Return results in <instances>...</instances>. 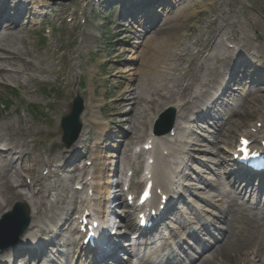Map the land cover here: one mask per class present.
<instances>
[{
    "label": "bare ground",
    "instance_id": "6f19581e",
    "mask_svg": "<svg viewBox=\"0 0 264 264\" xmlns=\"http://www.w3.org/2000/svg\"><path fill=\"white\" fill-rule=\"evenodd\" d=\"M105 1L106 0H98V2L95 0H80L78 3L82 2L91 8H102ZM110 1V6L116 4L113 0ZM129 1H131V5L128 6L127 3ZM129 1H119L120 8H124V10H121L120 12L119 20H121V18H125L127 20L131 19L132 12L130 8L138 5L141 2V0ZM226 1L228 0H225V2ZM229 1L230 7H234L238 4V0ZM153 3L156 8L162 5V0H150L149 4L145 5V8H149V5ZM21 4H24V6L19 8V5ZM47 4V0H19L17 5L13 3L12 5H5L8 13H6L4 9L0 8V78L6 82L17 85L19 89L24 91L25 95L31 96L35 88L47 83L46 81H42V78L38 77L39 75L42 77L46 73H52V76H55L56 74V83H58V87L62 90V93L60 94V101L62 102L56 104L57 109L55 112L60 114L62 113V110L66 109L68 106V100L72 95L69 87L70 83L67 81V76L69 73L67 70L60 68L58 69V65H55L52 68H43L46 60H44L45 58L42 55V52L40 50L37 52L30 51L27 48L28 44L26 42V37L22 35L23 30L28 32L29 37L31 33L42 30L37 29L36 26L42 25L43 23L46 25L45 18L42 20L40 17L43 14V11H46L43 7L47 6ZM60 4L61 3L57 2L55 7L59 6ZM176 4H178V2L173 0L171 3V11L174 10L173 5L175 6ZM198 5L199 4H194L191 6L186 4L183 6V8L180 7L178 13L182 11L180 15L183 14L182 18L187 19L184 29H188L189 21L194 20V15L190 14L189 16L185 17L184 14L191 12V10ZM135 8L141 12L140 7L136 6ZM32 10H34V12H32ZM35 11L38 13L35 14ZM151 11L153 10H149L147 14L149 15ZM216 11L217 8L214 4V8L211 11L214 14L212 17L213 20L209 21V25H207L206 31L203 35L204 39H201L198 42L201 50L190 55L188 62L190 65L185 70L186 72L182 74L183 80L185 82L188 81V89H181L177 94H171V96L166 94L164 96L161 93V90H159L157 86H154L156 91H149L151 95V100H149L148 98H143V96H141L139 93L140 83L139 80L136 79L135 86L129 85L128 87H123L120 90L118 99L114 101L115 103H113V117L115 120L116 118L118 119L116 120V125H126L128 123L127 119L130 118L131 128L129 135H136L137 131H139L137 127L139 118L143 114L142 111L145 110L144 106L139 107V105L148 104V107H152V109H154L156 105L161 107L162 105L173 104L174 106L171 109H174L175 118H178V120L183 118L180 124H174L177 131L175 135L176 140L181 138H188L189 140H192L190 142L191 144L188 143L190 148L205 144L206 150H201L200 154L205 157L212 155L220 159L215 162V166L217 168L215 171L218 176H221L219 171L223 170L221 169V166L225 165V168L231 164L230 159L226 157V153L222 152L218 148L219 142L228 143L232 141L238 133L241 132L243 135H246L250 138L264 135V127L258 129L257 123L255 126L254 124L250 126L257 129L256 134L246 131V127L251 125L253 120H258V122L264 123V112L262 111V107H264V87H260L259 85L258 87L253 88L248 96H246L244 93L240 94L239 91H237V88H232V84H234V82L239 83L241 81H239L237 77L239 71L243 70L241 68L245 65V62H240L242 67L239 68L237 64H234L235 57H231L228 54L226 62L224 58L220 56L221 54H224L223 46L225 42L223 38L220 37L218 38V40L221 39L220 41L215 40L216 36L218 35V31L219 33L221 32V27L217 24L219 19H221L223 23H227V26L230 25L233 29L239 27L238 32H233L230 40L237 44V50H251L252 53L250 54L252 56L250 59L252 60L253 67H247L245 70L251 71L249 80L253 81V79L256 78L258 83L264 81V44H262V46H256L254 41L256 40L264 42V24L261 22H256L255 25L260 29L255 30L252 26V23L246 21L247 24L256 32L255 36L253 37L246 31V29L244 30L240 28L239 17H237L236 14H231L230 18L227 17L224 12H221L222 15L218 16ZM125 12H127V14L123 16V13ZM67 13V9L61 10V8H58L55 11V14L60 16H64ZM46 14L47 13H44L43 15L45 16ZM155 16L156 15L154 14L152 15L153 18L151 17L152 25L156 23L157 17ZM62 17L56 16L57 19L55 20H60ZM164 18V20L162 19V21L156 23L153 27H151V24L148 23V21H146V23L143 21L136 22L137 24H140V28H137L140 33H135L136 36L144 35L148 31V28H150L151 36L148 38L146 37V41L148 40L147 42H150V46H152V48L147 47V50H144L142 56L140 57L141 66L137 75L139 78L144 76V73L148 74L150 77H165L168 73L169 64L177 62L174 61V59H177L178 56L169 48L168 37L163 40L157 39V37L163 34H168L173 30L172 26L170 25L171 23L167 22V16H164ZM229 19H236L237 21L228 23ZM3 21L5 22L3 23ZM1 23L3 24L1 25ZM118 38L122 39L123 37L121 35ZM205 48H209L210 55H205ZM49 49L47 52H50ZM122 51L124 53H122ZM122 51H120L122 56L126 55L125 50ZM231 53L235 55L236 50L233 49ZM63 57L64 55L61 53L60 55L54 53L51 55L50 59H57L58 61L62 62L64 61ZM185 58L186 57L182 55L181 59ZM213 59L218 60V62L222 65V71L217 76L220 78V81L216 82L217 85L214 87V90L208 93L205 99L197 98L191 103L188 98L190 95H192V91L194 90L195 86H201L203 80H206V82L208 81L206 83L207 85L214 81L213 79L209 81L213 77L212 73H214L216 70L215 68H212L210 64L211 60ZM128 63L134 64L135 62L129 61ZM122 75L123 78H128L131 76V73H129V70H127L124 71ZM182 78H178L176 82L178 83ZM131 81L133 82V80ZM3 85L7 84L3 83ZM79 86L80 84L78 87ZM229 98H232V100L236 102V105H234L232 108H227L229 105ZM209 99H212L215 102V105L211 109L206 106ZM3 100L4 99L0 94V103ZM9 100H12V98L9 97ZM5 101L7 102V100ZM220 101V109L215 110L214 107H216ZM130 105H134V108L128 111L126 107ZM200 106H202V108L197 111L196 118L188 115L191 109ZM222 108V112L225 114L220 112ZM207 111L212 113L207 115ZM91 113L93 114L92 110L88 112V116H85L84 113L81 119L83 124L90 120L89 127H91L94 121H96L94 119V114L92 115ZM220 113L223 116L220 117L219 121H217V116H219ZM171 116L173 115H168V117ZM88 117L90 119H88ZM119 118L122 120H119ZM200 118H202L204 122L207 120H214L216 122H214L212 126L204 128V125L202 126L195 121L196 119ZM155 119H157V117ZM20 123V119H18L16 123L10 122L9 116L5 115L0 110V242L8 239L12 235V228L5 221L8 222L10 220V217H7V215L10 214L16 202H22L30 207V212H32V214H30L31 227L26 231L24 236H19L18 245L10 247L6 251L0 253V264H43L48 258L49 260L56 262L55 264H67V262L71 261L70 256L72 251L75 252L79 245L78 240H76L79 229L76 226L74 227L75 222L72 218V214L76 210L72 209V206H76L77 204L82 205L83 202L79 203L81 193L78 192L76 199L74 198V200H72L73 198H70L68 201L67 196L68 194H71L73 190L68 186V183L65 184L66 181L60 182L62 178L60 173L66 171L68 173L72 172L71 175L64 180H67L68 182L74 181L76 179L75 174L79 167H77L76 163V167L73 169L71 168L73 167L72 163L78 159L77 155L80 153L78 149H84L82 145L85 143L86 146H89V144H91L94 139L90 138L91 131L87 133V127L85 124L83 128L84 134L79 139L76 146H74V149H72V154L66 157L61 156L59 153L55 154V152L51 151L45 152V154H47L49 157V159L45 160L41 153L42 150H45V146L42 141L37 138L39 132L25 130L20 126ZM147 124L148 122L144 117L142 126L146 127ZM250 127L247 129H250ZM201 129L206 131L208 134H210L211 130H213L214 133L211 134V137L215 142H207V137L201 138V136L197 135V131ZM97 131L105 133L106 128H98ZM127 136L128 135L124 137V135H122L119 138V141L120 139L121 141L122 139H125L122 141L124 146L121 148V150L117 147L115 148L116 151L120 150L121 165L124 164L128 158H131L129 155V153L132 152L131 147L135 144V141L138 138L142 137V135L135 138ZM48 137L52 138L53 133H49ZM171 141L172 139H170L169 142L171 143ZM52 143L54 144V142ZM98 143L100 144L102 153H105L106 147L103 146L101 141H98ZM147 143L144 145H147ZM210 146L211 148H209ZM89 149L91 150V148ZM195 150L196 149H191L189 152L195 153ZM165 151L166 150L163 149L160 151V154L158 152L157 157L153 158V167L158 161V169L156 170V175L153 179L154 182H148V185L150 184L148 190V198L150 199L149 204L155 205L157 209L156 217H151V219L159 221L162 225L160 227L163 228L164 232L168 231L173 237H175L174 234H186L188 227L191 229L195 226L202 229L208 225V223L214 221L213 219H211V221L206 219L209 214H214V211H205L199 207L200 203L197 201H192V203H189V200L186 199L180 192L184 191L185 193H188L189 198L199 200L205 207L211 206L213 203V200L209 198L211 194V198H213L214 201L216 199L215 203L218 200L221 202L218 207H216V209L220 211V215L216 218H218L219 222H222L220 230H218L220 232L221 238L219 240V245L214 246L215 248L213 249L218 255L217 258L214 260H207V258L203 259L202 261L205 262L204 264H243L249 259L248 256L250 255L260 258V264H264V217L261 216L263 215L264 210L260 209V211L256 210L257 212H252V204L245 205V202L238 200L240 195L225 193L220 188L222 183L219 181V178L215 179V181H210L205 179L198 171L195 172L193 167H188V172H186V167L182 163L165 162L167 160V158H165L167 155ZM94 152L95 151L92 150L89 151V155L94 154ZM181 152L182 155H184V152ZM223 155H225V158H221ZM81 156L83 158L87 156V153L84 152V154ZM94 156L99 155L94 154ZM109 158L113 160L116 159L115 156H111ZM56 160L63 162L62 164L57 165L62 166V168L58 169L56 167L51 170V166ZM33 161L35 163L34 166L30 167ZM101 161H103L102 156H99V162H94V166L91 170L95 169V174H93V176H95V185L91 183L88 189L93 191V196L95 199L97 198L96 193H98L100 199L104 201V199L111 198L109 194L113 186L111 185L109 187L110 183H107L105 186L106 191L103 193L102 176L104 174V164H102ZM107 161L109 162L110 159ZM198 162L199 163H197V165L193 164V166H198L202 170H209L208 165L209 163H212V160H198ZM113 163V161L110 162L111 166ZM42 165H45L43 168H48L50 165V177L52 178L39 176V171L42 168ZM161 170L162 172L159 174L158 171ZM139 171L140 170L137 171V175L140 173ZM195 173L196 176L193 177V174L195 175ZM243 173L246 175H251V172L246 169L243 170ZM97 175L101 180L100 184L97 181ZM262 176L264 177V175ZM55 177L57 180H55ZM260 182L263 184L264 179H260ZM32 183H34L36 187L35 189L32 187ZM49 183L55 184L50 186ZM142 183L143 182L139 181L135 184L137 187H140L142 186ZM194 183L202 185L203 187H201L200 190H202L206 195L199 193V190L196 189V184ZM120 185L121 184H116L114 187H119ZM246 187L249 190L254 189V187L247 185ZM215 189L220 193L222 199H218L219 197H216L211 193H215ZM193 191H195L197 195H193ZM53 193V197L57 201L61 202L57 204L58 207H54V202L56 201H52L51 206L49 207L51 202L50 197ZM163 196H166L170 199L165 200V209L161 210V205L164 201L162 199ZM263 196L264 195H262V197ZM116 197L118 198L119 204H123L121 202V195ZM226 197L231 201L228 202ZM171 198L174 200H171ZM259 198L260 196H258L256 204L258 205V203H260L263 205L264 201ZM181 201H184V204H182L184 207L178 208V206L181 204ZM183 212L188 213L192 217V221H190L188 225H186V222L183 221V215L186 214H183L182 219H180V215ZM69 218L71 219L70 221ZM169 221L177 225L176 230H171L169 228L167 225ZM124 227L125 230H130L133 233L135 231L132 220L128 216L124 219ZM214 227L215 225L212 226V228ZM122 229L123 226H119V240L114 238V241H112V237L109 235L107 239L104 240L102 248L97 249L96 252L94 250L95 254L89 258V264H114L115 262L121 260L119 256L120 251L129 252L131 256L139 255V251L141 250L139 245L142 246L141 242L137 240L136 243H133V241H131L130 245L132 246V249H125V245L123 246L120 240V237L125 232H122ZM36 232L37 234L35 235ZM155 234L159 237L154 241L156 244H161L162 246L163 244H169L167 242L163 243L162 241V236L164 234L163 231H156ZM189 234H191V232ZM124 236L129 237V233H125ZM38 237H44L48 241L44 244L40 243L37 245ZM29 238L31 239L33 245L28 241ZM50 246L54 248L61 246L63 248L60 250L53 248V250H56L57 254L55 258H51L52 253L50 252ZM62 249L66 250L61 251ZM163 249H165L164 253H162L161 247L153 250L149 256H147L148 260L157 259L161 261V263L154 262L155 264H174L173 262L163 263L164 259L176 260V264L183 263V259L177 260L175 257L176 250H172L169 247H163ZM241 252H244L245 255H242ZM82 256L84 257L83 254ZM128 263L124 261L122 262V264Z\"/></svg>",
    "mask_w": 264,
    "mask_h": 264
},
{
    "label": "rangeland",
    "instance_id": "374dc122",
    "mask_svg": "<svg viewBox=\"0 0 264 264\" xmlns=\"http://www.w3.org/2000/svg\"><path fill=\"white\" fill-rule=\"evenodd\" d=\"M6 2L8 0H5ZM8 5L18 4L19 0H9ZM104 1V0H103ZM114 4L113 6H110V0H106L102 8L94 7L93 9L90 6H86L84 3H73L70 5H59L57 7L47 5L43 8L47 11H43L44 13H47L45 16L42 14L40 18L42 20L45 18V24L36 26L37 29H42L41 31H36L34 33L30 34V37L28 35V32L26 30H23L22 35L26 37L27 42V48L30 51L37 52L40 50L42 52V55L44 56V60H46L43 68H52L55 65L59 66V61L57 59H50L51 55L54 53H57L60 55V53L64 54V62L66 64L67 70L69 71V76H67V81L70 82L71 87L70 91L72 93V97L68 100V106L66 109L62 110V113L60 115L56 114V103L60 100L59 95L61 93V89L58 87V83H56V74L55 76H52V73H46L44 76H38L42 78V81H46L48 84V88L51 89H57L59 95H54L52 99H50L52 93L49 95L46 92L43 93H36V88L33 90L31 96H27L24 94V91L22 89H19L17 85L11 84L10 82H6L0 78V94L2 98L4 99L0 103V110L7 116H9L10 122H17L18 119H20L21 123L20 126L25 130H30L32 132H39L37 138L42 141V143L45 146V150L47 152H60L62 153L61 156H68L72 152V148H67L61 139L62 135V129H61V119L67 115L71 110V103L73 101V98L76 96V94L81 95L83 100L85 101V107L86 112L85 116H88L89 107H94V123L89 127V121L86 122L87 127V133L91 131L90 138L94 139L89 146H86V143L82 145L84 149H78L80 152L79 154H84L87 151H89V148H91L92 151H98L100 153V156H102L103 161H101L102 164H104V175L103 180L105 182L112 181V184H118L120 181L124 178V176L131 170H136L137 163L143 164V158L144 156L138 155L135 159L128 158L124 164L121 165V159H120V150L124 146L123 140L119 138L124 135H128L127 137H137L141 136L140 139H137L135 141V145L142 144L146 141L147 136L144 138V135H148L151 132L152 123L156 120L155 118L159 116L163 111H165L168 108H172L173 104H167L162 105L161 107L157 106L152 109V107H148V104H141L140 106H144L145 110H143L142 116L139 118L138 122V130L137 134H130V128H131V119L128 118V123L126 125H116V120L113 117V103L116 101L119 97V92L123 87H128L129 85H136V79L139 80L140 83V89L139 93L143 98H148L151 100V95L149 91L155 92L154 86H157L159 90H161V93L165 96L166 94L168 96H171V94H177L180 92L181 89L186 90L188 89V81L185 82L182 78V74L186 72L185 70L189 67V57L192 53H196V51H200L201 47L199 45V40L204 39L203 35L206 31L207 25H209V21H212V17L214 14L211 12L213 10V6L215 4L217 8V15L221 16L224 12L227 17L231 18V14H236L237 17H239L240 21V28L246 29L248 33H250L253 37L255 36V31L247 24L246 21L251 22L252 26L255 30H259L260 28L255 25L256 22H261L264 24V0H238V4L234 7L229 5V0L225 2V0H176L178 4L175 6L173 5V11H171V3L173 0H162V5L159 7L154 6V3L149 5V8H145V5L149 4L150 0H141V2L136 5L137 7H140L141 12L138 11L136 6L130 8L132 12V18L127 20L125 18H121L119 20L120 12L121 10H124L123 7L120 8L119 1L120 0H113ZM116 1V2H115ZM129 0H127L128 2ZM129 1L127 5H131ZM189 4L193 6L194 4H199L198 6H195L191 12L185 13L184 16L194 15V20L189 21L188 23V29H184L186 26V18H182V15H180L179 9L180 7L183 8L184 5ZM35 6V5H34ZM61 8L67 9L66 15H56L55 11L56 9ZM33 9V8H32ZM151 11V13L148 15V11ZM42 11V10H41ZM62 12V11H61ZM123 12V11H122ZM153 12V13H152ZM38 12L35 11V14ZM160 13V14H159ZM171 13V15H170ZM127 12L123 13V16H125ZM156 15V23L164 20V16H167V22L171 23L173 30L170 31L168 34H163L157 39L163 40L168 37V43L169 48L171 51H174L175 54L178 56L177 59H174V61H177L176 63H170L168 67V73L165 77L160 76H152L150 77L148 74L144 73V76L139 78L138 72L140 70L141 61L140 57L142 56V53L144 50H147V47L152 48L151 43L146 41V37L151 36V30L148 28V31L142 35V36H136L135 33H140V31L137 28H140V24H137L136 22L143 21L146 23L151 24V27H153L155 24L152 25V15ZM56 16L62 17L60 20L57 19ZM84 16L86 23L83 24L81 17ZM39 17V16H38ZM152 17V18H151ZM75 18V19H74ZM68 19H74V23H77L76 27H73V24H68ZM234 21H237L236 19H229L228 23H232ZM5 21H3L4 23ZM1 23V25L3 24ZM218 26L221 27V32H218V35L216 36L215 40H218V38H223L225 41V45L223 46V52L224 54H221L220 56L224 58V60L227 62L226 58L228 57V54L231 57H235L234 64H237L239 68L242 67L241 63L245 62V65L241 68L243 70H240L238 73L237 79L240 81L239 83L234 82L232 84V88H237V91H239L240 94H245L248 96V94L251 93V90L253 88H256L260 85V87H264V81H261L258 83V80L256 78L252 80H249V75H251L250 70H245L247 67H253L252 60L250 57L252 56L250 51L247 50H237V44L230 40L233 32H238V28H231V26H227V23H223L221 19L218 21ZM239 25V24H238ZM135 26V27H134ZM51 30H53L51 32ZM122 35V39H119L118 37ZM84 40V42H83ZM83 42V44H82ZM147 42V43H146ZM152 42V41H151ZM256 46H262L258 41H254ZM21 46V44L19 43ZM231 45V47H230ZM50 48V49H49ZM48 49L50 52H47ZM233 49L236 50V54L234 55L231 53ZM59 50L61 52H59ZM122 50H125L126 55L122 56V53H124ZM122 51V53L120 52ZM230 52V53H229ZM210 55L209 48H205V55ZM182 55H184L186 58L181 59ZM57 60V61H56ZM132 61L135 62L134 64H129L128 62ZM125 62V63H124ZM212 68H215L216 70L214 73H212L214 80L213 82L206 84V80L202 81V85L197 87L195 86L194 90L192 91V95L188 98V100L192 103L197 98L205 99L207 94L212 92L214 90V87L217 85L216 82L220 81V78L217 76L219 73H221L222 65L218 62V60L213 59L210 62ZM172 65V66H170ZM60 66L58 67V69ZM66 70V69H65ZM129 70V73H131V76L128 78H123L122 73L124 71ZM197 71V70H196ZM250 73V74H249ZM131 77V79H130ZM139 78V79H138ZM180 79V81L177 83L176 81ZM133 80V82L131 81ZM135 80V81H134ZM228 80V79H227ZM81 81V84H80ZM3 83L7 85H3ZM80 84V87L78 85ZM237 85V86H236ZM236 86V87H235ZM193 87V85H192ZM79 88V90H78ZM14 91V92H12ZM79 91V93H78ZM221 93V92H220ZM219 93V95H220ZM9 97L12 98V100H9ZM7 100V102L5 101ZM91 102L93 103L91 105ZM228 107L232 108L234 104V100L232 98H229L228 100ZM37 104L41 107V110H43L42 115L35 116L31 114L30 111H33V108H29V105ZM180 104V103H178ZM177 104V105H178ZM48 105L50 109H48ZM188 105V102H187ZM215 105V102L212 99H209L206 106L210 109ZM221 101L219 104L214 107L215 110L220 109ZM253 107V106H251ZM134 108V105L127 106L126 109L129 111ZM202 106L196 107L190 110L189 114L191 117L196 118L197 111L200 110ZM262 111L264 112V107H262ZM223 111V108L220 112ZM208 112V111H207ZM212 112H208L207 115H210ZM224 113V112H222ZM44 114V115H43ZM225 114V113H224ZM223 115L220 113L219 116H217L218 120H220V117ZM144 117L146 118V121L148 124L146 127L142 126V122L144 121ZM88 119H90L88 117ZM87 119V120H88ZM183 119V118H182ZM182 119L178 120V118L175 119V125L177 123H181ZM119 120H122L119 118ZM198 124L204 125V128H208L213 125L214 120H207L204 122L202 118L195 120ZM258 120H253L251 125L247 126L246 129L252 124H256ZM220 123V122H219ZM264 124V123H263ZM115 125V126H113ZM262 124H258V127H260ZM154 126V125H153ZM102 128H106L105 133H101L100 131H97ZM198 130L197 135L203 137H207V142L214 143L215 141L211 137L214 133L213 130H211V133L208 134L206 131ZM250 131H254L255 129L250 127ZM54 132V137L49 138V133ZM176 129L174 126L173 133L171 135L176 134ZM84 134V133H83ZM83 134H81L83 136ZM239 134V133H238ZM234 137V139L228 143L225 142H219L218 148L226 153L227 158H231L230 155L232 153V150L235 149L236 145L238 144L239 136L238 135ZM126 137V138H127ZM144 138V139H143ZM162 137L160 140L163 142L162 149L167 148V153L170 155L165 162L167 163H182L186 167V172H188V167H193V170L196 172L198 171L201 173V175L210 181H215V179L219 178V181L222 183L220 186L221 190H223L225 193H231L232 195L236 194L239 195V192L242 194L238 198V200L247 202V204H252L253 198L256 197L251 193V190H248V188L245 187V185L242 184L241 181L235 180V175L230 174L231 168L228 166L227 168H224L225 165H222L221 169L219 170L221 176L216 173L215 169V162L217 160H220L214 156H208L205 157L200 154L201 150H206L205 144H201L198 147L190 148L188 146V143H190L192 140H189L188 138H181L176 140L175 136L171 138ZM170 139H172L171 143L169 142ZM193 139V138H192ZM187 140V141H186ZM98 141H101L103 143V146L106 147L105 153H102L100 144ZM54 142V144L52 143ZM191 144V143H190ZM133 146V147H134ZM93 147V148H92ZM119 148V151H116L115 148ZM111 148V149H110ZM211 148V146L209 147ZM191 149H196L195 153L189 152ZM184 152V155H182V152ZM188 152V153H186ZM230 154V155H229ZM130 155V154H129ZM172 155V157H171ZM115 156L116 159L113 160L109 157ZM45 160L48 159V156L44 154ZM221 158H225V155H223ZM110 159L108 162L107 160ZM92 157L90 155H87L82 158V156L75 160V162L72 163V166H75L77 163V167H79V171L76 172V179L74 181L68 182L67 180H64L65 178H68L69 173L61 172L60 176L61 181H66L68 183V186L73 190L71 194H68L67 199H69L74 196L76 199L77 197V191H76V185L78 180L85 178V176L92 172L91 167L88 165L92 163ZM198 160L207 161L212 160V163H209V170H202L197 165ZM114 162L111 166L110 162ZM62 161L57 162V160L52 165V168H55L56 165L62 164ZM118 165V166H117ZM31 166H33V163H31ZM85 167V169H83ZM110 169H113V171L116 173L115 177L109 176L111 171ZM117 169V170H116ZM87 170V171H85ZM94 172V171H93ZM197 172V173H198ZM40 175L42 174V169L40 170ZM196 176L193 174V177ZM228 176V177H227ZM113 179V180H112ZM55 180L57 178L55 177ZM104 181H102V186L104 185ZM81 181H79L80 183ZM55 184V183H53ZM196 184V189L199 190V193H202L206 195L202 190H200L201 187H203L200 184ZM203 184V183H202ZM219 188V189H220ZM25 191V190H21ZM105 190H103L104 192ZM27 192V191H26ZM79 193V192H78ZM186 199L189 200V203L192 201L199 202V207L204 209L208 212H213L214 214L207 216L206 219H213L214 221L211 222L213 225H216V223H220L218 221V217L220 215V211L216 209L218 205L221 203L220 200H218L216 203V199L214 201L213 198L210 199L213 200V203L211 206L205 207L199 200L194 198H189V194L185 193L184 191L180 192ZM216 197H219L218 199H222V196L220 193L215 189V193L211 192ZM262 195L264 194V190H261ZM81 195L84 196V193L81 192ZM113 194L110 193L109 196H112ZM114 195H121V201L123 203V194L121 193V189H118V191ZM193 195H197L195 191H193ZM54 193L50 197L51 202H54V207H58L57 204L61 203L57 201L54 197ZM253 197V198H252ZM264 201V196L261 198ZM226 200L230 202L231 200L226 197ZM181 204L179 207H184V201L180 202ZM259 208L264 210V203L263 205L258 203ZM15 206V205H14ZM74 206H72V209ZM260 211V210H259ZM30 212V208H29ZM252 212H257L256 208ZM29 214H32L30 212ZM75 214H77L76 211L73 212L72 217L74 219ZM186 214V215H183ZM182 215L187 220H191L192 217L186 213L183 212L180 215V219H182ZM264 217L263 215H261ZM31 217V215H30ZM261 217V219H262ZM264 219V218H263ZM116 221V220H115ZM30 224V223H29ZM167 225L171 230H176L177 225L173 224L172 222H168ZM30 227V226H29ZM29 227L27 229H29ZM218 227V226H217ZM196 228V227H195ZM192 229L188 227L186 234H174L175 236V243H178L179 245L174 246V249L177 248H183L184 250H188V248L184 245V241H187V234L191 232ZM213 232V235H217L216 229L211 230ZM168 232V231H167ZM197 232V235H199L198 229L192 231ZM164 235L166 236V239L169 238L168 233L164 232ZM212 235V234H211ZM134 240V239H132ZM56 252V251H55ZM122 253V252H121ZM244 253V252H243ZM245 254V253H244ZM248 264H260V258L254 257L252 255L248 256ZM21 264V263H20ZM80 264V262L78 263Z\"/></svg>",
    "mask_w": 264,
    "mask_h": 264
},
{
    "label": "water",
    "instance_id": "95a60500",
    "mask_svg": "<svg viewBox=\"0 0 264 264\" xmlns=\"http://www.w3.org/2000/svg\"><path fill=\"white\" fill-rule=\"evenodd\" d=\"M71 1V0H66ZM82 112V106L79 100L74 104L71 115L65 118L64 130H66V140L68 143H72L76 140L80 131L79 116Z\"/></svg>",
    "mask_w": 264,
    "mask_h": 264
}]
</instances>
